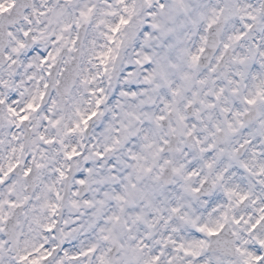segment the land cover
I'll use <instances>...</instances> for the list:
<instances>
[{
	"label": "snow or ice",
	"instance_id": "obj_1",
	"mask_svg": "<svg viewBox=\"0 0 264 264\" xmlns=\"http://www.w3.org/2000/svg\"><path fill=\"white\" fill-rule=\"evenodd\" d=\"M0 264H264V0H0Z\"/></svg>",
	"mask_w": 264,
	"mask_h": 264
}]
</instances>
